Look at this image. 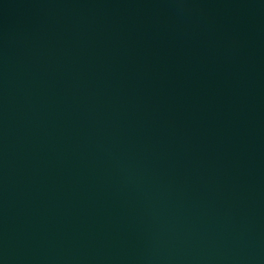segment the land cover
<instances>
[{
	"label": "water",
	"instance_id": "obj_1",
	"mask_svg": "<svg viewBox=\"0 0 264 264\" xmlns=\"http://www.w3.org/2000/svg\"><path fill=\"white\" fill-rule=\"evenodd\" d=\"M0 264H264V0H0Z\"/></svg>",
	"mask_w": 264,
	"mask_h": 264
}]
</instances>
